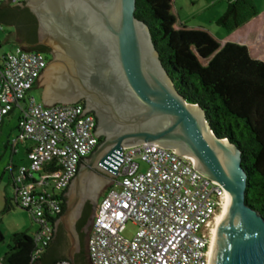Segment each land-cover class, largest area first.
I'll return each mask as SVG.
<instances>
[{"label":"water","instance_id":"95a60500","mask_svg":"<svg viewBox=\"0 0 264 264\" xmlns=\"http://www.w3.org/2000/svg\"><path fill=\"white\" fill-rule=\"evenodd\" d=\"M136 0L0 2V22L27 50L52 55L35 83L44 105L84 100L100 142L83 157L64 192L65 208L37 263L63 256L75 264L99 193L115 178L122 149L155 143L187 156L224 193L206 264H264V217L247 204L241 150L213 131L204 109L177 91Z\"/></svg>","mask_w":264,"mask_h":264},{"label":"built area","instance_id":"2783aa9c","mask_svg":"<svg viewBox=\"0 0 264 264\" xmlns=\"http://www.w3.org/2000/svg\"><path fill=\"white\" fill-rule=\"evenodd\" d=\"M46 65L42 52L19 45L0 64V128L15 111L17 137L32 142L28 163L16 169L12 186L15 203L36 223L34 256L51 238L61 192L99 141L96 117L84 104L48 106L28 96ZM116 170L90 224V264H206L213 223L224 204L221 187L187 156L150 142L123 148ZM127 222L136 227L131 238L122 235Z\"/></svg>","mask_w":264,"mask_h":264},{"label":"trees","instance_id":"16d2710c","mask_svg":"<svg viewBox=\"0 0 264 264\" xmlns=\"http://www.w3.org/2000/svg\"><path fill=\"white\" fill-rule=\"evenodd\" d=\"M135 5L134 14L148 25L159 58L177 91L187 102L204 109L217 136L228 138L241 150V165L247 175V204L264 217V60L251 56L245 44L224 42L221 45L202 26L176 28L172 0H136ZM257 15L253 0H227L225 10L215 23L233 31ZM16 45L21 46L17 42ZM12 113L11 110L6 117ZM65 190L61 192L59 215L65 208ZM13 203L17 205L13 194L12 197L5 195L3 211H8ZM56 218L51 219L52 232ZM87 237L85 233L81 237L75 264H90ZM3 240L0 231V243ZM46 246L34 256L33 235L13 232L0 264H58L62 260L71 264L63 256L49 263H37Z\"/></svg>","mask_w":264,"mask_h":264},{"label":"rangeland","instance_id":"374dc122","mask_svg":"<svg viewBox=\"0 0 264 264\" xmlns=\"http://www.w3.org/2000/svg\"><path fill=\"white\" fill-rule=\"evenodd\" d=\"M253 1L258 9V15L248 21L250 24L233 31H227L215 23V19L225 10L227 0H172V13L176 19L175 27L178 28L180 25L187 28L202 26L221 45L224 42L243 43L247 45L251 56L264 60V0ZM14 37L15 30L13 26L0 23V61H2L3 54L11 51L16 46ZM41 95L42 88L36 86L28 92V96L33 97L37 102H41ZM17 116L18 114L15 111L8 116L4 120V125L0 131V174L10 159L12 150L8 144V139L11 140L16 135ZM19 151L14 155V171L21 164L28 163L27 155L21 145ZM35 176H38V173H35ZM4 186H6V192ZM115 188H118V186H115ZM12 189L8 172H6L4 179L0 182V231L4 237L3 242L0 243V260H2L7 244L10 242V235L13 232L25 231L32 235L36 227L30 213L14 203L8 211H3V196L12 197ZM135 229L136 227L131 222H127L122 235L131 238Z\"/></svg>","mask_w":264,"mask_h":264},{"label":"crops","instance_id":"0c3cea01","mask_svg":"<svg viewBox=\"0 0 264 264\" xmlns=\"http://www.w3.org/2000/svg\"><path fill=\"white\" fill-rule=\"evenodd\" d=\"M251 20V19H250ZM248 24H250L249 22H247L246 24H244L243 26H245V25H248ZM242 26V27H243ZM241 44H243V43H241ZM2 63V61H0V64ZM35 86L36 87H40V88H42L41 87V85H36L35 84ZM34 86V87H35ZM41 98H42V95H41ZM41 103H42V101H41ZM4 125V124H3ZM3 125H2V127H3ZM2 127L0 128V131L2 130ZM8 144L11 146V155H10V159H9V161H8V163L5 165V167L3 168V171L1 172V174H0V182L4 179V177H5V175H6V172H8V178H9V182H10V185H11V187H13L12 186V175L15 173V171L13 170V168L14 167H12V165H13V159H14V155L16 154V153H18V152H20L19 150H20V145L24 148V153L26 154V151H27V149L32 145V142L31 141H29V140H24V139H20V138H18L17 137V129H16V135L10 140V139H8ZM4 190H5V192H6V186H4ZM13 190V189H12ZM5 196V195H4ZM3 196V197H4ZM1 197V196H0ZM1 199V198H0ZM4 199V198H3ZM35 230H36V227H35V229H34V231H33V233L35 232ZM33 235V234H32ZM31 235V236H32Z\"/></svg>","mask_w":264,"mask_h":264},{"label":"flooded vegetation","instance_id":"af4514ba","mask_svg":"<svg viewBox=\"0 0 264 264\" xmlns=\"http://www.w3.org/2000/svg\"><path fill=\"white\" fill-rule=\"evenodd\" d=\"M43 55L45 56V58H46V62H47V64L50 62V60L52 59V55H51V53H49V52H44L43 51ZM78 102H83L84 103V100H79ZM100 137H99V141H98V143L100 142ZM82 161V160H81ZM108 187V186H107ZM106 187V188H107ZM106 188H104L100 193H99V195H98V197H97V201H96V204H95V206H94V209H93V212L95 211V209H96V206H97V204H98V202H99V200H100V198H101V196H102V194L104 193V191L106 190ZM90 229V228H89ZM89 229L88 230H86L84 233L86 234V236L89 234ZM84 240V239H83ZM80 250H81V239H80ZM79 250V251H80Z\"/></svg>","mask_w":264,"mask_h":264}]
</instances>
